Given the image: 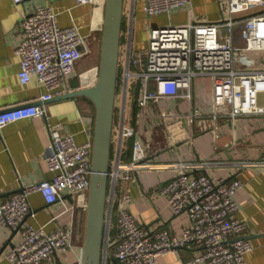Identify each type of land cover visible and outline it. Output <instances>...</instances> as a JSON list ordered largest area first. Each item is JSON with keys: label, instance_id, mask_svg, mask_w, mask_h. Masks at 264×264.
I'll list each match as a JSON object with an SVG mask.
<instances>
[{"label": "built area", "instance_id": "1", "mask_svg": "<svg viewBox=\"0 0 264 264\" xmlns=\"http://www.w3.org/2000/svg\"><path fill=\"white\" fill-rule=\"evenodd\" d=\"M25 1L13 3L18 6ZM56 1L45 0V4L23 14L21 41L16 49L22 66L20 82L39 83L46 92L35 102L0 110V130L21 119L46 117L45 103L76 90L68 83V76L96 51L97 31L103 25L91 26L90 33L85 34L76 19L63 26L59 17L62 11L71 12L74 7L97 6L99 0H74L71 8ZM220 1L223 14L214 21L191 17L185 23L150 27L147 22L149 47L144 52L135 51L133 45L138 3L143 2L142 10L150 20L185 8L192 0H129L126 7L124 4L127 37L121 45L118 87H122L125 101L138 91L135 94L142 120L135 126L123 112L118 125L114 124L102 264H160V257L184 247L201 250L186 264H249L253 244L243 236L248 224L236 216L240 206L235 197L245 186L239 177L215 182L206 173L191 176L185 161L161 164L162 168L178 169L162 186V193L175 215H190L191 225L181 235L139 223L130 209L133 195L124 188L142 169L155 166L142 142L148 120L171 122L168 127L174 129L175 120L184 119L188 138L195 134L196 122L206 120L203 127L219 138L223 119L264 117V0ZM251 53L261 54L255 57ZM198 77L213 80L210 111L197 103ZM82 84V88L91 86L84 81ZM180 99L189 104L185 112L174 109ZM49 137L53 152L47 162L54 176L24 186L0 201V226L21 231V241L7 255L12 264H57L60 255L67 254L74 244L72 228L60 226L47 231L24 224L32 211V193L41 192L48 204H54L63 191H68L76 199L73 210L87 207L94 140L79 143L76 136L51 125ZM130 139L132 157L127 159ZM205 165L197 163L191 169L200 170Z\"/></svg>", "mask_w": 264, "mask_h": 264}, {"label": "crops", "instance_id": "2", "mask_svg": "<svg viewBox=\"0 0 264 264\" xmlns=\"http://www.w3.org/2000/svg\"><path fill=\"white\" fill-rule=\"evenodd\" d=\"M220 0H192L185 8H178L171 14H162L169 18L166 24H179L193 19L214 21L222 17ZM45 0H27L18 6L13 0H0V110L35 102L46 92L39 83L24 85L19 80L22 69L16 49L21 41L19 25L25 12L31 11ZM59 6L70 7L74 0H57ZM143 2L138 3L139 13ZM145 15V13H144ZM147 16L145 15V18ZM73 18L89 34L91 26L99 23V11L96 6L86 5L62 11L59 20L63 26L72 24ZM160 18V17H159ZM148 19V18H147ZM152 26H158V18L149 20ZM153 22V23H152ZM159 22V21H158ZM155 24V25H154ZM100 31L98 30L97 33ZM134 50L144 52L146 44L135 43ZM90 58L83 59L77 71L68 76V83L74 89L82 88L95 80L86 79V72L92 63ZM97 71V70H96ZM212 85L205 79L197 80L195 97L197 103L204 104L211 110ZM120 86L118 93H120ZM138 94L131 95L125 101L121 93V105L115 112V126L124 112L135 126L142 120L138 114ZM46 117L21 119L0 130V201L19 192L22 187L37 184L50 179L54 173L49 170L47 159L52 155L53 146L49 137V125L61 128L63 133L76 136L77 142L86 143L94 140L96 107L92 100L82 96L56 99L45 103ZM189 104L180 99L174 109L187 111ZM171 122L165 120H148L142 142L151 152L150 160L155 166L142 169L132 181L124 185L126 191L133 195L130 204L132 213L138 222L153 229L168 228L172 234L181 235L184 228L191 225L190 215L185 212L175 215L168 204L167 196L162 193V186L178 172L176 168H162L164 162H187L191 176L200 173L208 174L213 181L231 180L239 177L244 188L237 192L235 200L240 209L237 217L247 221L248 227L243 236L253 244V251L248 255L249 264H264V117H238L234 121L223 119L220 125L219 138L211 129L203 127L206 120L196 122L195 134L188 138L189 127L184 119L175 120L174 129H169ZM126 158L132 157L131 146L127 149ZM205 163L200 170L191 169L194 164ZM32 211L24 224L47 231L67 227L74 230L73 246L65 255H60L57 264H82L84 238L86 232L87 207L72 209L76 204L75 196L68 191L54 204H48L41 192L29 196ZM21 231L9 226H0V264H12L8 253L21 241ZM200 249L184 247L177 252L160 257V264H186V260L200 254Z\"/></svg>", "mask_w": 264, "mask_h": 264}, {"label": "water", "instance_id": "3", "mask_svg": "<svg viewBox=\"0 0 264 264\" xmlns=\"http://www.w3.org/2000/svg\"><path fill=\"white\" fill-rule=\"evenodd\" d=\"M125 0H106L99 75L90 87L56 96L51 101L82 96L96 107L92 177L87 203L83 264H102L105 235L106 200L112 157L113 128L120 73V51Z\"/></svg>", "mask_w": 264, "mask_h": 264}, {"label": "rangeland", "instance_id": "4", "mask_svg": "<svg viewBox=\"0 0 264 264\" xmlns=\"http://www.w3.org/2000/svg\"><path fill=\"white\" fill-rule=\"evenodd\" d=\"M128 4H129V0H125V7ZM105 6H106V0H99L98 3H97V6H96L98 11H99V16H100L99 23H100V25H103V23H104L105 11H106L105 10ZM126 20L127 19L124 17V27L126 25ZM158 21H156L157 24H161L162 23L161 25H164V24L168 23L170 20L167 17H162L161 16L160 18H158ZM147 22L149 24V27L151 25H153V24H151L149 19H147V17L145 18L144 13H142V12L139 13V11H138L136 19H135V22H134V27H133L135 29V35H134L135 36V43H137V44H139V43L140 44H146V42H147V33H148V31H147L148 27L146 25ZM161 25H158V26H161ZM124 29H125V31H124V34L122 36L121 45H123L126 42V37H127V34H125L127 29L126 28H124ZM97 37H98V40L94 44L96 46V49H95L96 51H95L94 55L91 56V59H90L92 65H91L90 69L88 70V72H86V74H87L86 79H88V80L91 79V78H93V80H94V77L96 79L98 77V75H99L100 65H101L100 64V60H101V52H102V46L101 45H102V37H103V26H102V30L97 34ZM251 54L253 56H255V57H258V55L260 56L261 53H251ZM119 78H121V75H120ZM197 79L198 80L203 79V82H204V79H205L206 83L209 86H210V84L212 85V83H213V80L210 77H198ZM121 90H122V87H121ZM121 93L122 92L120 91V93L117 94V97H116V99H117L116 107H118V109H119V107L121 105V99H120ZM117 110H115V112H117Z\"/></svg>", "mask_w": 264, "mask_h": 264}, {"label": "trees", "instance_id": "5", "mask_svg": "<svg viewBox=\"0 0 264 264\" xmlns=\"http://www.w3.org/2000/svg\"><path fill=\"white\" fill-rule=\"evenodd\" d=\"M123 28H125L124 25H123ZM119 75H120V73H119ZM118 81H119V79H118ZM119 82H120V81H119ZM118 89H119V87H118ZM135 93H138V91L135 90ZM131 144H132V139H130V146H131Z\"/></svg>", "mask_w": 264, "mask_h": 264}]
</instances>
